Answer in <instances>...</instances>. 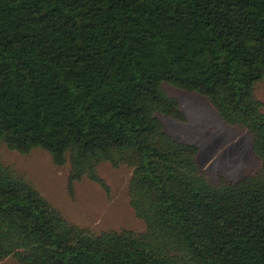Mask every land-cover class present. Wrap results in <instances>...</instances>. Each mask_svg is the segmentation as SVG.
Returning <instances> with one entry per match:
<instances>
[{"label": "trees", "instance_id": "obj_1", "mask_svg": "<svg viewBox=\"0 0 264 264\" xmlns=\"http://www.w3.org/2000/svg\"><path fill=\"white\" fill-rule=\"evenodd\" d=\"M264 0H0V143L41 149L109 192L100 164L132 169L146 231L95 235L0 161V262L264 264ZM207 98L249 131L260 170L212 183L164 89Z\"/></svg>", "mask_w": 264, "mask_h": 264}, {"label": "rangeland", "instance_id": "obj_2", "mask_svg": "<svg viewBox=\"0 0 264 264\" xmlns=\"http://www.w3.org/2000/svg\"><path fill=\"white\" fill-rule=\"evenodd\" d=\"M167 94L176 99L184 120L161 116L165 131L176 141L191 144L199 149L198 164L214 184L220 179L238 181L260 170L261 161L253 150L251 133L239 127L226 125L209 100L199 94L164 85ZM263 103L264 80L255 88ZM0 161L30 181L35 188L71 224L98 235L108 231H146L144 221L137 218L130 205L129 183L132 169L114 168L104 162L99 173L110 191L87 178L75 183L70 192V165L58 167L50 154L36 149L29 154L9 150L0 143ZM0 264H19L10 257Z\"/></svg>", "mask_w": 264, "mask_h": 264}]
</instances>
